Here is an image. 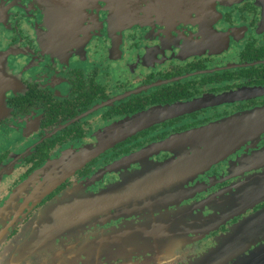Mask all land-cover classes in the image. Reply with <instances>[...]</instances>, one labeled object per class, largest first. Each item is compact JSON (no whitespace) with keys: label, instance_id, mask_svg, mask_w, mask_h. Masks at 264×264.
<instances>
[{"label":"flooded vegetation","instance_id":"1","mask_svg":"<svg viewBox=\"0 0 264 264\" xmlns=\"http://www.w3.org/2000/svg\"><path fill=\"white\" fill-rule=\"evenodd\" d=\"M123 1L138 13L132 23L112 20L113 0H80L60 49L48 44L54 25L40 0H0V264H216L224 235L245 222L263 233L245 238L252 243L242 256L264 259V230L254 221L264 194L258 186L254 197L233 200L264 174V132L187 181L177 204L112 210L50 249L21 252L37 213L66 190L119 186L144 169L140 161L115 165L126 156L264 107V0ZM195 101L194 111L143 128L35 196L48 162L137 113ZM95 240L93 253L80 247Z\"/></svg>","mask_w":264,"mask_h":264},{"label":"water","instance_id":"2","mask_svg":"<svg viewBox=\"0 0 264 264\" xmlns=\"http://www.w3.org/2000/svg\"><path fill=\"white\" fill-rule=\"evenodd\" d=\"M40 1L54 25L48 44L51 47L66 48L68 35L62 31V26L79 18L82 12L80 13L78 8L82 2L80 0ZM112 5L111 17L116 23H132L138 18L137 12L125 8L127 5L123 0H113ZM197 104L198 101L183 102L151 108L109 126L100 133L99 140L94 145L67 152L61 158L48 162L40 171L43 179L36 186L35 196L50 191L86 163L143 128L194 111ZM262 132H264V107L237 113L153 142L115 164L118 166L140 161L144 165L141 172L126 178L121 185L111 186L107 191L97 194H88L82 187L77 186L66 190L57 200L41 209L30 225L31 234L24 239L26 242L22 243L21 252L23 255L42 252L54 245L58 239L70 236L84 226L97 221L100 216L107 217L112 210L128 213L132 209H139L141 212H146L153 206H161L167 202L176 203L190 191L183 188L187 181L222 161L247 141H254ZM161 152L170 153L171 157L164 162L149 161L150 157ZM248 183L253 186L248 189L246 195H241L243 192L238 194L236 197L238 200L254 197L258 186L260 195L264 194V174L250 179ZM254 221L260 224L264 222V209L257 213ZM251 227V222L241 225V228H237L234 240L223 241L225 256L216 264L226 263L230 258H238L245 253V249L252 243L245 238L257 239L263 233L260 232L261 229L250 231ZM96 246H98L97 240L93 241L92 245L80 244L81 248L89 249L91 253L96 250ZM261 261L264 259L253 257L245 264H258Z\"/></svg>","mask_w":264,"mask_h":264},{"label":"rangeland","instance_id":"3","mask_svg":"<svg viewBox=\"0 0 264 264\" xmlns=\"http://www.w3.org/2000/svg\"><path fill=\"white\" fill-rule=\"evenodd\" d=\"M181 14V13H180ZM254 110V109H253ZM255 178H257V177H255ZM254 179V178H253ZM250 179H247V181H249ZM251 186H253V185H250V186H248V187H245V189L243 190V189H240V190H238V194H241L242 192V194L241 195H243L244 194V192H247L248 191V189L250 190L251 189ZM237 194V195H238ZM237 195L233 198V200H235V199H237L236 197H237ZM218 197V198H217ZM246 199H247V197H246ZM246 199H242L243 201L244 200H246ZM212 200V199H211ZM223 201V196L222 195H219V196H217L216 195V197L214 198V201L216 202V201ZM238 200V199H237ZM242 200H240V201H242ZM209 202H210V200H209ZM237 206V205H236ZM233 211V209H231V212ZM223 213H226V212H224L223 211ZM244 222V221H243ZM241 223V222H240ZM246 223V222H245ZM244 223V224H245ZM242 224V223H241ZM241 224H239V225H237V226H233V228L231 229V232L230 233H226L225 235H224V238L226 239V240H228V241H231V240H234V236H235V234L237 233V228H241ZM243 224V225H244ZM261 224L263 225L264 224V222H261ZM257 228H259V227H257ZM213 229V227L212 226H210L209 228H208V230H212ZM219 249V251H218V253L219 254H224L223 253V247H219L218 248ZM217 249V250H218ZM216 252V251H215ZM216 255L217 254H214L212 257H216ZM212 257H208L209 258V260L210 261H212V262H214L215 260L212 258ZM223 258V257H222ZM248 260H247V258H245V257H243V256H241V257H238L237 259H236V261L233 263V264H245L246 262H247ZM249 262H251V261H249ZM258 264H264V261H261V262H259Z\"/></svg>","mask_w":264,"mask_h":264},{"label":"crops","instance_id":"4","mask_svg":"<svg viewBox=\"0 0 264 264\" xmlns=\"http://www.w3.org/2000/svg\"><path fill=\"white\" fill-rule=\"evenodd\" d=\"M183 188H184V190L186 189V188H185V184H184V187H183ZM176 199H177V198H176ZM179 200H180V199H179ZM169 203H170V202H167V203L164 204V205H166V207H167V206H170V205H173V204H177V203H172V204H169ZM167 204H168V205H167Z\"/></svg>","mask_w":264,"mask_h":264}]
</instances>
